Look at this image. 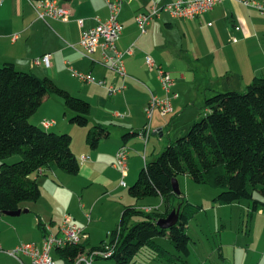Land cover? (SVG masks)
Segmentation results:
<instances>
[{"label":"crops","instance_id":"0c3cea01","mask_svg":"<svg viewBox=\"0 0 264 264\" xmlns=\"http://www.w3.org/2000/svg\"><path fill=\"white\" fill-rule=\"evenodd\" d=\"M56 1L72 10L73 15L67 22L38 19L28 0H0V66L12 63L20 71L48 77L60 88L91 105L89 125L82 131L72 128L75 125L70 126L69 112L64 101L57 96L45 99L42 112L35 121L38 126H42L43 121H52L54 125L50 131L75 134L72 149L81 170L73 176L75 178L67 177L58 169H43L33 176L40 185L42 196L37 203L21 206L22 210L28 211L27 214L5 216L0 220V247L4 251H11L22 243L41 245L44 238L41 225L57 233L65 214H70L84 230L88 249H92L108 241L110 232L118 227L127 207L146 209L147 213V209L163 212L162 198L137 202L129 195L126 189L135 182L138 171L155 160L170 141L185 134L193 123L200 120L202 110L207 113L205 101L208 97L224 90L242 92L256 77L264 78V18L257 11L244 7L239 0H225L213 11L194 20H179L163 14L148 26L146 34L141 33L136 16L148 11L154 2L165 4L175 0H124L119 15L124 31L117 47L123 53L132 50L124 58L126 79L117 76L104 64L101 50L86 56L81 47L84 30L96 27L97 18L101 21L109 18L107 0ZM79 20L84 21L83 27H80ZM45 55H51L50 68L34 62ZM147 57L172 75L175 81L173 91L179 95L173 102L174 112L169 115L171 118L166 117L164 126L153 121L158 112L151 121L145 114L152 95L166 96L156 70L147 65ZM70 68L90 73L117 88L126 85L127 89L111 95L107 88L79 81L72 76ZM50 108L57 110L45 112ZM186 116L187 121L184 120ZM92 125H103L111 131L109 139L101 141L96 150L91 149L87 141L85 143ZM182 125L185 127L180 128ZM148 130L150 135L146 140ZM127 133L142 135L132 136L125 142L123 136ZM122 147L129 151V172L124 178L115 167ZM82 157L87 160L82 161ZM50 173L55 179L47 177ZM230 206L231 209L239 208L242 213L246 209L249 217V203ZM263 222L264 212L261 211L251 218L247 229H231L230 243L219 247L220 257L224 260L228 249L234 264H264ZM206 255L205 250L199 253L195 264H210ZM140 256L146 260L141 261ZM97 261L93 264H114ZM187 262L194 264L188 259ZM0 264H31V261L27 257L16 259L0 253ZM133 264L175 262L144 252L134 259Z\"/></svg>","mask_w":264,"mask_h":264},{"label":"trees","instance_id":"16d2710c","mask_svg":"<svg viewBox=\"0 0 264 264\" xmlns=\"http://www.w3.org/2000/svg\"><path fill=\"white\" fill-rule=\"evenodd\" d=\"M71 1V0H66ZM49 96L64 101L71 113L69 123L87 127L91 105L60 88L48 77L23 72L12 63L0 66V220L6 212H16L24 203H37L42 191L33 176L43 169H58L70 176L80 173V163L72 149L73 138L34 125L31 119ZM203 117L186 134L170 141L158 157L147 163L128 188L137 202L160 197L164 211L150 212L127 207L121 222L110 232L103 245L88 249L80 245L55 250L65 264H75L86 251L114 248L116 264H133L144 252L175 264H188L191 238L188 227L203 210L202 205L187 201L173 189V180L190 178L198 185L219 191L214 202L230 206L242 201L250 204L249 218L264 212V78L256 77L245 92H217L205 101ZM111 131L96 125L87 135L88 146L96 150ZM142 133L125 134L128 142ZM19 156V161L7 160ZM180 208L178 223L169 229L157 222ZM43 232L45 226L41 225ZM166 238L174 248L171 253L156 239Z\"/></svg>","mask_w":264,"mask_h":264},{"label":"built area","instance_id":"2783aa9c","mask_svg":"<svg viewBox=\"0 0 264 264\" xmlns=\"http://www.w3.org/2000/svg\"><path fill=\"white\" fill-rule=\"evenodd\" d=\"M124 0H107L106 4L109 9V18L101 21L97 18V26L88 30H84L81 38V47L84 55L92 56L98 50H101L104 64L112 70L117 76L122 79L128 78L125 65V55H130L132 50L126 53L121 52L117 43L120 40L124 26L119 20V15L123 7ZM225 0H175L173 2L159 4L154 2L148 11L139 13L135 21L142 34H146L148 26L163 14H168L174 19L179 20H194L211 11L215 7L222 4ZM36 12L38 19L46 22L48 20H58L67 22L73 12L71 9L61 6L56 0H28ZM246 8L257 11L264 17V2L258 0H239ZM80 27L84 26V21L79 20ZM15 39L17 36H14ZM36 65H44L46 68L51 67V55H45L35 61ZM147 65L151 69L156 70V75L161 83L162 89L166 93L164 98H159L152 95L146 106V115L151 121L154 113L158 112L161 117L166 118L174 112V100L178 99L179 95L173 91L175 81L172 75L164 68L156 66L155 62L150 58H146ZM72 76L85 84H95L100 87L107 88L111 95L122 93L127 89L126 85L117 88L109 85L105 80H98L90 73H83L70 68ZM120 116V115H118ZM54 125L52 121H43L42 126L46 129ZM147 137L150 135V130L146 131ZM82 161L87 160V157H82ZM129 151L126 147H122L117 154L115 167L120 171L123 177H126L129 172L128 166ZM122 186L125 183L122 182ZM90 220V215L87 216ZM44 238L41 245L37 243H22L11 251H4L0 247V253H6L9 256L20 259L22 256L29 258L31 264H56L53 257V252L57 249H65L72 245H80L87 240V235L80 228L70 214H65L62 218L58 232L54 233L50 227H45ZM114 255V248L107 246L105 249L89 250L81 254L75 264H93L97 260H109Z\"/></svg>","mask_w":264,"mask_h":264},{"label":"rangeland","instance_id":"374dc122","mask_svg":"<svg viewBox=\"0 0 264 264\" xmlns=\"http://www.w3.org/2000/svg\"><path fill=\"white\" fill-rule=\"evenodd\" d=\"M172 40L175 41L176 39L174 38ZM224 91L226 92L228 90H224ZM244 91H246V88H244L242 90V93ZM56 110L57 109H55V108H50V109H46L45 112L56 111ZM41 112H42V107L38 110V112L30 120L32 124L35 125V123H36L35 121L37 120V118ZM201 112H202V114H201V118H202L204 115V113H203L204 110H202ZM63 114H64V112H63ZM63 114H61L62 117H63ZM68 114L70 117L71 113L69 112ZM145 114H146V111H145ZM169 118H171V116H169ZM187 119H188L187 116L184 117L185 121H187ZM165 120H166V118L159 116L158 113L155 114L154 119H153V121H155L156 123L159 122L163 126L165 125ZM68 122H69V119H68ZM70 126H73V125H70ZM92 126H90V127H92ZM87 127H75L74 126L72 128H76L77 130L82 131V130L86 129ZM182 127H185V125H182L180 128H182ZM51 131H53V130H51ZM186 131L188 132L189 129ZM187 132H185V134ZM69 134H71V133H69ZM71 135H72L73 140H75L76 139L74 137L75 134H71ZM86 140H87V135L85 137V143H86ZM164 150H161L160 154ZM19 159H20L19 156H15V157H12L11 159L7 160V161H8V163L12 164V163L19 161ZM141 169L138 171L137 176L139 175ZM63 174H65V173H63ZM66 176L71 177L70 175H66ZM47 177H49L51 179H55L54 177H52L51 173ZM43 178H45V177H43ZM71 178H75V177L72 176ZM122 178H124V177L122 176ZM122 182H121V184H122ZM178 182H179L180 190L184 194V196L186 197L187 201H189L190 203H192L194 205H202L204 208L200 213H198L192 219V221L190 222L189 227H188V233H189L190 238H191V242H190L191 255L188 258V260L191 263L195 264L196 262H198L196 260L197 255L205 250V252L207 253V255L205 256V259H210L211 260L210 264H234L233 256H232L231 252L228 251V249L225 250L226 253H225L224 260L220 257L221 252L219 251V247L222 244L226 245V244L230 243V239L228 237H229V233L231 232V229L236 230V229H239L240 227L247 229L251 225V219L247 216L246 209L242 213V210L239 211V208L231 209L232 206H220V205L216 204L214 202V198L218 195L219 191L212 189L211 187H209L207 185H198V184L194 183L188 177L180 176L178 178ZM126 190H128V189H126ZM242 204L247 205L248 201H242ZM152 210L153 209H149V210L147 209L148 212H150ZM145 211H146V209H145ZM240 217H243V220H241ZM5 218H9V217H5ZM261 228H264V222L262 223ZM157 239H158V241H160L162 243L161 245L164 246L167 250H169L171 253L174 252V248L168 239L161 238V237L157 238ZM160 242H158V243H160ZM261 242L264 243V238H262ZM56 253H57L56 251L53 252V257L56 260V264H62L59 256ZM211 256H213V257L211 258ZM139 258L141 259V261L146 260L145 257H143V256H140ZM216 258H218L217 261H216ZM99 261H101V260H99ZM96 262H98V261H96ZM106 262H113L115 264L114 259L106 260ZM179 264H182V263H179Z\"/></svg>","mask_w":264,"mask_h":264},{"label":"water","instance_id":"95a60500","mask_svg":"<svg viewBox=\"0 0 264 264\" xmlns=\"http://www.w3.org/2000/svg\"><path fill=\"white\" fill-rule=\"evenodd\" d=\"M173 189L177 195L181 194L178 179L173 180ZM27 213H28L27 210L20 209L16 212H6L5 216H7V217H19L22 214H27ZM179 214H180V208L174 209V210H172V212L170 213V215L167 218L160 219L157 222V224L164 229H169L178 223Z\"/></svg>","mask_w":264,"mask_h":264}]
</instances>
